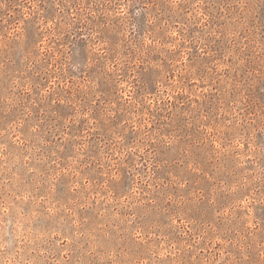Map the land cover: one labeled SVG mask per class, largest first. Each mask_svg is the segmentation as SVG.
Segmentation results:
<instances>
[{
    "label": "rangeland",
    "instance_id": "rangeland-1",
    "mask_svg": "<svg viewBox=\"0 0 264 264\" xmlns=\"http://www.w3.org/2000/svg\"><path fill=\"white\" fill-rule=\"evenodd\" d=\"M0 264H264V0H0Z\"/></svg>",
    "mask_w": 264,
    "mask_h": 264
}]
</instances>
